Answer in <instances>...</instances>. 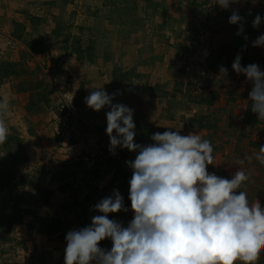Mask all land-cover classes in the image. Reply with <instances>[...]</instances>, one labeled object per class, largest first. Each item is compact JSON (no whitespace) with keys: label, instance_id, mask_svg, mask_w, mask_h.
<instances>
[{"label":"rangeland","instance_id":"rangeland-1","mask_svg":"<svg viewBox=\"0 0 264 264\" xmlns=\"http://www.w3.org/2000/svg\"><path fill=\"white\" fill-rule=\"evenodd\" d=\"M5 1H10L6 9L11 13L6 16L4 12L0 16V63L9 61L16 64L19 74L0 85V101L6 98L9 102V110L2 118L9 134L14 130L21 139V154L26 155L27 160L17 159V164H13L9 154L0 147V169H8V174H12L9 183L0 187V211L16 206L22 215L21 223L8 229L0 214V264H64L66 234L70 230H78L79 222L65 214L62 206L72 200L80 201L84 192L79 183L81 173L76 179L67 181L71 186L64 193L60 192L63 184L51 179L52 175L57 178V172L65 167L74 168L73 163L77 165L81 161L90 167L97 159L109 156L123 169L131 171L126 161L134 160L135 153L118 147L115 154L104 155L110 146L106 134V113L110 108L96 112L85 104L87 94L84 92L90 84H103L109 95L114 92V104H123L133 110L135 132L146 121L147 125H156L164 130L162 118L153 119L163 115L167 120V131H180L181 135L197 132L202 139L208 136L214 160L207 171L231 179L236 170H244L249 179L237 191L246 192L249 203L258 199L264 208V165L255 159L259 150L250 146V142L264 143V121L254 125L244 120L251 84L246 83V77L232 70L234 57L239 52L231 60L227 56L221 59L227 74H212L206 65L208 55L217 54L224 45L231 44L232 34L226 19L232 11L255 9L264 13V0H236L228 10L214 5L215 0H152L155 1L153 7L147 6L143 0H122L124 5L120 0H103L102 4L113 9L114 14L111 15L117 19L116 24L127 27L125 31L131 32L135 27L131 25L137 26L138 20L146 22L138 34L143 40L160 30L162 34L153 39L157 45L155 49H131L135 37L128 38L125 49H114L111 45L115 40L113 37L100 38L97 44L91 34L77 36L78 28L74 30L72 22L74 10L61 2L64 5L59 6L63 10L59 12L55 4L61 0ZM64 16L66 20H63ZM161 23L162 26L172 24L173 30L168 32L160 27ZM125 31L121 30V33ZM261 34H264V21L250 38L249 50L244 56L264 71V47H252V41ZM76 40L84 48L91 45L94 51L98 49L101 53L103 50V59L107 56L110 60L105 61L108 63L100 62L102 69H96L89 77L85 75L83 78L80 64L75 60L69 62ZM30 42H42L43 48L36 44L32 50L27 44ZM11 45L14 48L10 49ZM224 52V55L232 57V49L227 48ZM137 55L139 63L159 55L162 58L155 61V69H146L134 62ZM111 58L113 62H110ZM113 63L118 70L125 68V72L130 74L127 82L120 81L112 86L109 72L115 69L112 68ZM133 72L135 74H131ZM116 86L118 89L115 91ZM205 91L218 94L213 107H199L188 102L191 96ZM43 96H47L48 104L39 106L38 101ZM29 101L36 106L27 113L25 109ZM59 102L69 109L66 132L60 126L65 114L59 111ZM199 114L212 115L210 119L215 121L217 128L215 134L188 124L190 118ZM136 119H139L138 123ZM245 157H251V161H246L243 166L237 164L238 159ZM111 172L109 170L108 176ZM19 183L21 187L14 189L13 186ZM99 185L105 187L107 184ZM117 187L122 190L119 185ZM44 194L49 196L47 204L43 202ZM133 216L132 210L128 209L115 213L112 219L127 225ZM52 219H59L62 228L55 231L50 227ZM261 255L264 257V250ZM234 264L243 262L237 260Z\"/></svg>","mask_w":264,"mask_h":264},{"label":"clouds","instance_id":"clouds-1","mask_svg":"<svg viewBox=\"0 0 264 264\" xmlns=\"http://www.w3.org/2000/svg\"><path fill=\"white\" fill-rule=\"evenodd\" d=\"M236 0H215L216 6L228 10ZM259 14L252 27L262 23ZM229 24L239 25L243 31L244 19L233 10ZM247 40V36L244 37ZM252 47H264V34L252 41ZM238 53L232 70L246 77L251 84L248 100L258 121H264V71L252 63L242 66ZM220 67V74H227ZM114 94L99 88L85 97V104L99 112L108 107L106 134L109 151L115 154L120 147L137 153L126 161L132 175L129 200L134 213L124 226L109 219V214L128 211L123 196L113 190L110 196L94 205L101 213L91 218V224L70 230L65 237L64 264H255L264 250V208L258 199L249 203L247 193L237 191L249 179L244 170H236L231 179L209 173L213 164V147L197 132L181 135L180 131L152 134L153 143L134 142L133 110L123 104H113ZM9 110L5 98L0 101V144L9 134L2 118ZM255 159L264 165V146ZM251 157L238 159L243 166ZM110 239V250L100 242Z\"/></svg>","mask_w":264,"mask_h":264},{"label":"trees","instance_id":"trees-1","mask_svg":"<svg viewBox=\"0 0 264 264\" xmlns=\"http://www.w3.org/2000/svg\"><path fill=\"white\" fill-rule=\"evenodd\" d=\"M260 15L262 18H264V13H262L259 10L255 9H242L239 11V15L243 17L244 23L243 28L244 31L240 36H237L236 33L239 29V25H231L229 24V17H227L226 21L228 26L230 27L231 34H232V41L230 46L224 45L219 50L217 54L214 55H208L206 57V65L207 69L212 74H218L219 69L222 66L221 65V59L223 56H227L229 60L233 58L235 54L238 52L241 53V62L242 66H247L248 64H251V60L248 57H245L246 53H248L249 50V40L250 38L256 33L257 28H253V20L256 17V15ZM264 21V19H262ZM247 36V40L244 39V37ZM28 47L33 48L37 44L40 48L42 47V42H30L27 43ZM43 48V47H42ZM230 48L232 49V57L229 58L228 54L224 55V51ZM41 52L42 49H39ZM224 52V53H223ZM71 53L75 54L77 56V59L80 61H86L90 64L95 63V51L93 46L89 45L85 48H82L80 43L76 40L75 46L71 49ZM235 58V57H234ZM109 58L107 56H104L103 61L108 60ZM18 72L16 71V64L11 63L9 61H3L0 63V85L3 83L4 80L9 79L10 77H17ZM131 74H135L134 72ZM129 73L122 72L118 69H113L111 74V84L114 86L115 84H118L120 81H128ZM137 76V75H135ZM118 89V86L114 88L116 91ZM82 91V88L80 89ZM176 90V89H174ZM150 94H153V91L150 90ZM1 99V97H0ZM218 99V94L214 93L212 91H205L196 93L195 97L191 96V98L188 100L189 103L193 104L194 106L199 107H213L215 102ZM32 103V102H31ZM30 101L26 105V111L27 113L31 112L32 108H34L36 105L31 104ZM39 106L48 104V98L47 96H43L42 100L38 101ZM31 110V111H30ZM210 116L212 115H206V114H199L196 118H190L188 121V124L191 127H194L198 130H208L215 134L216 132V123L214 120L210 119ZM244 120L245 122H252L254 125L259 123L256 114H254L251 111V101L247 103L246 110L244 112ZM165 130H160L158 132H164ZM155 132L151 128H147L146 126H141L135 135L134 142L141 145H147L150 143H153L151 140L152 134ZM203 139H209V137H204ZM210 141V140H209ZM250 146L253 148H256L259 150L261 146H264V143L259 142H250ZM0 147L9 154V159L12 160L13 164L17 162V159H20L22 162H26L27 156L24 154H21L23 152V146L22 141L17 135V133L13 130L10 134H8V137L6 141L3 144H0ZM127 150V149H125ZM110 154L109 149H106L104 152V155L108 156ZM137 155V153H135ZM17 164V163H16ZM74 168L68 169L64 168L63 171L57 172V178H53V175L51 179L57 180L58 182L63 184V189H60L61 193H64L66 188H69L71 184L67 183L68 180H74L78 176V173H81V178L79 179V183L81 184V190L84 192V196L80 201L72 200L67 205L62 206V211L67 214L75 217L77 221L79 222V229L83 228L85 226H88L91 224V218L94 215H100L101 213H98L94 211V205L98 203L102 198L106 196H110L113 192V190H118L120 194L123 196L124 200V206L125 208L131 207V202L129 200V183L128 181L131 179L132 171L123 169L121 166H119L118 161H116L113 157H106L103 160L97 159L94 161V163L90 166H84L83 162H79V164L75 165L73 163L72 165ZM109 170H112V175L105 187H100V182L104 178V176L109 172ZM55 174V173H54ZM55 175V176H56ZM6 177V178H5ZM12 174H8V169H5L3 171L0 169V187L7 185L9 183V180H11ZM2 179H5V181H2ZM20 185V186H19ZM117 185L120 186L119 190ZM21 187V183L15 184L13 186L14 189H17ZM42 192V191H41ZM40 193V192H39ZM44 201L46 204L49 203V196L48 194H44ZM0 214L2 215V223L6 222L8 229L11 228V225L19 224L22 220L21 212L17 211L16 206H9L6 207L4 211H0ZM114 214H109V219H112ZM48 222V221H47ZM50 227H53V229L58 231L60 227L62 228V223L59 219H52L49 221ZM127 226V225H124ZM51 231H48V233ZM65 236V235H62ZM100 247H106L108 249H111L112 242L110 239H105L100 242ZM255 264H264V257L260 254V258L255 262Z\"/></svg>","mask_w":264,"mask_h":264},{"label":"crops","instance_id":"crops-1","mask_svg":"<svg viewBox=\"0 0 264 264\" xmlns=\"http://www.w3.org/2000/svg\"><path fill=\"white\" fill-rule=\"evenodd\" d=\"M39 1L40 2H44L46 0H39ZM155 1L143 0V3L147 4V6H152L153 7V5L155 4L154 3ZM61 2L66 4V7H71L74 10L73 21L72 22H73V25H74V30L76 28H78V30H77L78 33H75V34L77 36H80V37H81V34L82 35L91 34L92 35V39H94V42L97 43V44L99 43V39L100 38H105V37L109 36V37H113V39H115V40H113L111 42V45L113 46L114 49H125L124 45L126 44V42H128V38L132 39V38L135 37V40L133 39V42H132V45H131L132 46L131 49H155L157 45L155 44L153 39L158 38V36L160 34H162V32L159 30V31L151 33L150 37L146 36L145 40H143V38L138 36V34L141 33L140 32V27H143L146 22H143L141 20H138L137 26L136 25H131L132 27L135 26V27H133L131 32H129L130 30L125 31L127 27L121 26V24H119V23L116 24L117 19H115V16L113 17L111 15V14H114V12H112L113 9H109V6H107V4H105V3L102 4L103 0H61L59 3L57 1L55 5H56V7H59L58 8L59 12H62V10H63V9L60 8V6L64 5V4H60ZM120 2L123 5L125 4L124 1H122V0H120ZM115 3H119V1H116ZM7 4H10V1L8 3L5 0H1L0 1V16H3L4 12H5L4 15H6V16L11 13L10 9L9 10L6 9V6L8 7ZM165 18H167V17H165ZM66 19H67V17L64 16L63 20H66ZM75 26H77V27H75ZM160 27L166 28L168 32L170 30H173L172 24H170V23H167L164 26H162V23H161ZM121 30H124L125 32L121 33ZM52 33H53L54 36H57L56 34H54L55 32L52 31ZM136 37H137V39H136ZM121 38H123V39H121ZM140 38H142V39H140ZM108 40L111 41L110 38H108ZM79 43H80L81 47L84 48L82 43L81 42H79ZM105 45H106V43H105ZM134 45H136L135 48H134ZM127 49H130V48H127ZM121 51H119L118 54H121ZM110 52L112 54L111 50H110ZM95 55H96L95 56V58H96L95 63L94 64H90V63H88L86 61L78 60L77 56L70 52L69 62L72 63V60H75L77 62V64H80L79 65L80 66L79 70H80L81 73L83 72L81 74V76L83 78H84L85 75L87 77H89L90 74L94 73L93 72L94 70H96V69L100 70V69L103 68V67H101L102 65H101L100 62L108 63V62L103 61V50L100 53L98 51V49H95ZM155 57L156 58L149 59L146 62L139 63L140 59H139V57L137 55L136 59H134V62L136 61L135 63H137V64L139 63L140 65L141 64L144 65V67L146 69H155L157 67V64L155 63V61L156 62L160 61L162 56L159 55V56H155ZM108 60H110V58ZM110 62H113L112 58H111ZM110 62H109V64H110ZM115 62L117 63V61H115ZM113 64L114 65H113L112 68H116L117 69L118 66L115 67V63H113ZM71 67H72V65H71ZM74 67H76V66L74 65ZM140 67L142 68L143 66H140ZM112 70L113 69H111V71ZM125 70H126L125 68L122 69L123 72H125ZM111 71L109 72L110 76H111ZM109 73H108V75H109ZM81 76H80V79H82ZM88 79H86V80H88ZM98 79L99 78L96 79V82L98 81ZM102 86H103V84L101 86L100 85L97 86L96 84H94V85L90 84V87L84 93L87 94V96H88L91 91H93L95 89L102 88ZM113 93L114 92H111V95H113ZM114 97H115V94H114ZM112 103L114 104L115 102H112ZM107 109H108V107H107ZM108 111H110V110H108ZM143 116H146V113L143 114ZM160 117L162 118L161 121L163 123L165 122V125H167L166 117H164L163 115H161V116L158 115V116H156L154 118L152 117V118L154 120H156V119H159ZM138 120L139 119H136L137 123H138ZM143 120H145V119H143ZM146 122H145V124L143 123L144 124L143 126H146L147 128L148 127L151 128L155 133L160 131L161 127H159V126L156 127V125H150L149 126V125H147ZM139 123H140V121H139ZM165 125L162 128L165 131H167L168 127H165ZM135 133H137V130H136ZM112 172L109 173V174L112 175ZM111 175L108 176V173H107L106 174V178H103L102 181L100 182V184L106 185L109 182V180L111 178ZM127 209H131V207H127ZM129 222L130 221H128V223Z\"/></svg>","mask_w":264,"mask_h":264},{"label":"built area","instance_id":"built-area-1","mask_svg":"<svg viewBox=\"0 0 264 264\" xmlns=\"http://www.w3.org/2000/svg\"><path fill=\"white\" fill-rule=\"evenodd\" d=\"M14 48L12 45L10 46V49ZM60 103V102H59ZM59 107H60V110L61 113H64L65 114V117L61 118V124L60 126L62 127V131L64 130L66 132V129H67V126H66V123H67V120H68V116H69V112L67 109V107L63 104V103H60L59 104Z\"/></svg>","mask_w":264,"mask_h":264}]
</instances>
